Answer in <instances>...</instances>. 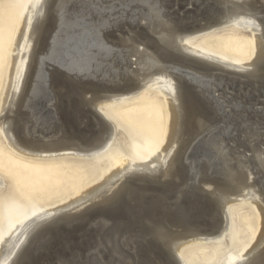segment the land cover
I'll list each match as a JSON object with an SVG mask.
<instances>
[{
    "label": "bare ground",
    "instance_id": "obj_1",
    "mask_svg": "<svg viewBox=\"0 0 264 264\" xmlns=\"http://www.w3.org/2000/svg\"><path fill=\"white\" fill-rule=\"evenodd\" d=\"M112 3L98 12L81 0H25L0 98L5 142L31 155L92 157L119 136L123 155L64 203L15 219L0 264H189L192 242L220 240L217 254L225 251L232 209L251 201L257 232L227 263L250 264L254 249L264 252V106L254 109L264 105V3L137 0L127 18ZM224 26L251 33L245 64L192 45ZM225 83L233 94L217 97ZM145 88L164 98L167 128L141 161L135 134H118L104 111Z\"/></svg>",
    "mask_w": 264,
    "mask_h": 264
},
{
    "label": "rangeland",
    "instance_id": "obj_2",
    "mask_svg": "<svg viewBox=\"0 0 264 264\" xmlns=\"http://www.w3.org/2000/svg\"><path fill=\"white\" fill-rule=\"evenodd\" d=\"M24 3L25 0H0V98ZM191 41L202 53L237 65L245 64L253 53L251 33L236 26L217 27L198 33ZM225 84L217 91V97L220 92L221 96L229 98L233 94L230 86ZM67 91L71 92L70 89ZM72 98L74 96L68 100ZM258 106L262 108L264 105H255L256 111L263 110ZM105 109V115L115 123L118 134H124V128L135 134L131 139L136 142L132 153L134 158L145 160L162 147L167 128V109L164 98L156 90L145 88ZM65 111L67 118L71 119L69 109ZM115 138L107 149L92 157L71 154L37 156L9 146L0 132V175L3 181L0 184V238L21 215L64 203L96 181L103 171L123 155L117 143L121 137ZM230 217L233 237L225 251L217 254L216 246L220 240L192 242L183 251L187 263L227 264L229 260L239 259L245 253L258 229L253 202L235 205Z\"/></svg>",
    "mask_w": 264,
    "mask_h": 264
},
{
    "label": "snow or ice",
    "instance_id": "obj_3",
    "mask_svg": "<svg viewBox=\"0 0 264 264\" xmlns=\"http://www.w3.org/2000/svg\"><path fill=\"white\" fill-rule=\"evenodd\" d=\"M264 3V0H261ZM81 3L89 9L97 10L98 12H106L115 5L112 3V0H81ZM119 8L124 12L125 18H127V12L133 10L136 7L137 0H118ZM93 55L99 56L100 53L93 50ZM264 71V70H262ZM255 135V133H254ZM259 135L261 141L264 142V123L261 124L259 128ZM260 159L264 160V152L260 153ZM250 261V264H264V252L254 249L252 253L246 257Z\"/></svg>",
    "mask_w": 264,
    "mask_h": 264
}]
</instances>
